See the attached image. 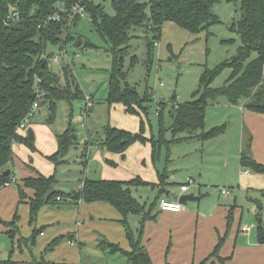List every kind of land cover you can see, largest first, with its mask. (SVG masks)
<instances>
[{
    "label": "trees",
    "instance_id": "trees-1",
    "mask_svg": "<svg viewBox=\"0 0 264 264\" xmlns=\"http://www.w3.org/2000/svg\"><path fill=\"white\" fill-rule=\"evenodd\" d=\"M235 1L239 3L241 12L240 18L231 25V30L238 37L237 52L214 69L205 71L200 78L199 90L192 95V100L173 108L170 129L174 137L187 133V139L198 138L206 141L222 133L224 126L203 132L206 107L220 99L233 106L242 104L243 108L250 112L264 114V0ZM215 3L216 0H148L146 3L137 0H112L113 15H108L100 6L87 0H0V187L11 182L10 177L2 176L12 159L11 143L23 144L31 151L34 149L32 140L21 137L16 130L32 101L34 78L41 80L45 93L44 101L49 102L50 112L55 107V101L69 98L67 88L70 67L62 63L61 74L65 85H61L60 77L53 73L48 63L41 60L40 56L46 54L48 45H60L62 48L69 40H75L69 29L80 19L75 16L69 20L68 10L73 5L78 4L84 8L91 27L108 46L106 50L111 56L112 70L106 104L108 107L120 104L127 114L139 115L146 112L145 104L150 101V96L147 92L140 96L124 81L122 64L131 38L130 32L140 27L145 34L152 33V38L147 42L150 55L165 23H173L193 35L207 31L217 24V17L212 12ZM60 7L64 11H59ZM55 13L59 14V20L51 21L50 17ZM12 14H17L18 18L5 25L4 22ZM225 70L230 71L226 83L220 88H211L213 81ZM70 134V131H66L59 135L56 140V152L47 157L55 167L60 160L63 163V158L73 144ZM97 142L106 152L120 155L135 143H151V159L154 161L164 139L162 130L159 131L157 141L153 137L145 138L141 121L137 133L106 125L102 128V138ZM240 166L264 175V165L248 156L241 155ZM56 182L54 175H38L24 179L22 186H18V193L22 198L25 196L24 188L33 192L27 203L30 223L35 220L40 207L59 202L57 197H65L64 201L69 197L74 205L79 202L106 203L120 215V223L126 228L130 251L126 252L117 244L104 239L99 240V249L109 254H123L129 264H151L148 254L127 223L129 215H147L144 214V206L139 204L130 192L131 187L148 185L147 183L138 177L128 182L84 179L79 190L65 194L54 189ZM164 192L161 188L158 195ZM155 204L156 202H153L152 207ZM0 223L12 229L9 235L14 238L18 231L15 221L5 223L0 220ZM257 238L259 244H264V228L260 221ZM28 242L30 246L35 245L34 237L19 238L17 244L20 247V244L27 245ZM56 243L57 240L51 242L45 251H52ZM10 255L11 253L8 259L0 261V264H14Z\"/></svg>",
    "mask_w": 264,
    "mask_h": 264
},
{
    "label": "rangeland",
    "instance_id": "rangeland-1",
    "mask_svg": "<svg viewBox=\"0 0 264 264\" xmlns=\"http://www.w3.org/2000/svg\"><path fill=\"white\" fill-rule=\"evenodd\" d=\"M87 1L100 6L108 15H113L112 0ZM137 1L148 2V0ZM212 12L217 17L218 23L212 25L207 31L196 35L190 34L173 23H165L161 30V36L151 49L150 55L147 51V42L152 38V33L145 34L143 28L140 27L130 32L131 38L123 56L122 64V72L125 74L124 81L134 88L140 96L145 92L150 96V101L145 104L147 107L146 112L139 113V115L126 113V115H123L120 113L119 107L114 106L111 108L106 104L105 99L112 70L111 56L106 50L107 44L93 30L86 17L70 27L69 33L75 38L74 41L69 40L62 48H60V45H48L46 55H60L62 51L65 52L66 59H59L58 64L51 63L50 68L53 73L60 77L61 85H65L61 74L62 63L64 62L70 67L69 87L67 88L69 89V98L55 101L52 112L49 110L48 101L42 100L40 102V109L34 113L29 122V128L34 132V138L32 139L33 151L22 146L23 151L26 149L31 153L28 154L26 159H23L16 153V145L11 148L12 160L24 167L25 170L23 171L22 167H15L14 176L16 180L18 182L21 180L22 184L24 179H21V177L25 176V172L33 171V167H36L40 173L47 171L44 168L45 163L40 164L36 158L34 159L33 154L39 153L47 160V157L53 155L50 152L53 137L57 140V137L63 135L66 131L71 132L70 137L73 144L63 158V163L60 160L57 167H55V173L52 175L55 176L57 182L54 188L69 193L75 191L84 179L101 180L103 177H108L106 172L109 169L105 167V158L102 161L94 158V149L91 151L89 159L84 160L82 154H86L85 143L90 141L93 145L97 144V140L102 138V128L109 125V123H112L118 129L137 133L140 130L142 121L143 136L147 139L153 137L157 141L159 131L162 130L164 142L161 143L159 154L156 155L154 161H152L149 152L150 164L154 165L153 167L156 170L162 171L167 168L169 171L174 170L173 172L177 173L178 176H182L184 173L190 175L195 183L190 186L187 194L201 197L202 203H204V198H208L212 192H215L218 196L219 190L227 187V185L217 184V187H212L210 192L207 191L210 195L204 196L202 193L206 190L203 186H197L199 183L196 184V179H198L197 177L201 172L202 176L206 172L210 176H213L215 172L221 173L219 160H217L218 154L221 152L219 150L222 148L220 143L211 144L197 139H187V133L177 134L174 137L170 129L172 125L170 115L173 108L192 100V95L199 90L200 78L205 71L214 69L218 64L230 59L237 52L238 37L231 30V25L233 21L240 18L239 3L235 0H216ZM77 41L81 43L75 48L74 45ZM229 73V70L223 71L213 81L211 88L222 87L226 83ZM116 105L119 106V104ZM210 105L205 109V131H208L213 125L220 126L224 122L218 121L228 117V111ZM49 115H51L50 120L45 122L44 119H47ZM36 119L39 121L36 122ZM225 123L228 127L226 135L230 134L229 137H231L234 127L233 116H229ZM32 124L35 125V129L32 128ZM18 132L25 134L23 131ZM147 144H149L151 151V143ZM140 148L144 150L145 144H141ZM243 151L247 155L245 148ZM231 152H233L232 149H230L227 160L222 159V163L227 162L229 167L233 162L231 156L233 155L232 158H234V152L233 154ZM30 159L32 160L31 164L29 163ZM85 161H87V164ZM136 163V157L133 151H130L127 156H124L123 162L117 161L116 166L114 164L112 167L110 166V169L114 170L120 167L127 169L130 167L131 169L127 171L133 173ZM145 164L149 167L147 161H145ZM214 166H216L217 171L213 168ZM19 168L20 171H18ZM19 174L24 176H19ZM182 179L176 180L177 183H180ZM10 185L0 188V220L5 223L14 220L18 229L16 235L23 239L34 237L35 246L38 247L37 249L40 248L42 253L46 248L44 245L46 241L50 244L57 240L54 251L56 255H60L59 251L62 254L70 248V238H73L71 236H75L77 232L86 234L93 230L105 234L109 233V225L100 222L92 211L85 209V206L89 204L74 205L69 201V197L66 201L63 200L65 197H57L56 200L59 202L43 205L37 211L35 220L30 223L27 203L31 198V193L29 194L27 190L23 189V193L25 196L27 195V198L25 196L22 198L19 193L18 195L15 193L16 187L22 185L18 183L15 188L12 183ZM197 188L200 190V195ZM231 189L232 192L227 189L229 195H231V200L234 198L238 200L240 197L235 192L237 191L236 187L232 186ZM132 195L141 204L145 203L148 208L155 197V191H151L148 187H139L132 190ZM263 195L259 192L256 196L257 199L254 201L259 205L262 204L261 206L264 208ZM25 200H27L26 203ZM191 204H195V202H188L187 205ZM0 226L10 228L3 223H0ZM50 233H53V237L50 236ZM8 237L9 235L0 232V254L3 248L8 249L10 247L2 244L1 241H8ZM106 239L108 240L107 237ZM115 241H119L118 243L121 244L125 243L123 240ZM84 242L86 241L84 240ZM109 242L115 243L111 240ZM39 243L40 245H38ZM73 244L77 249L76 241ZM120 259H123V257L117 254L116 260ZM107 260L103 264H110L113 261L112 258L109 259L108 257Z\"/></svg>",
    "mask_w": 264,
    "mask_h": 264
},
{
    "label": "crops",
    "instance_id": "crops-1",
    "mask_svg": "<svg viewBox=\"0 0 264 264\" xmlns=\"http://www.w3.org/2000/svg\"><path fill=\"white\" fill-rule=\"evenodd\" d=\"M211 105V107L217 109L223 108L225 111H228L227 116H233L234 127L231 132V137H229L230 134L226 135L228 127L225 121L228 117H224L218 121L224 123L220 126L213 125V127L209 129L211 130L224 126L225 130L218 136L207 139L206 141L194 138L201 142H210L211 144L220 143L222 146L219 150V152H221L217 157L221 173L215 172L213 176H210V174L206 172L202 176L201 172L197 177L198 179H196V184L199 183L197 186H203L206 190V192L203 191L202 193L204 196L210 195L207 191L210 192V189L212 187H217V184L227 185L225 188L230 192H232V186H235L237 190L235 192L237 196L240 197L238 200L237 198L231 200L232 198L229 194L222 195L221 191L225 189L222 188L219 190L218 196L215 192H212L208 198H204V203H202L201 197H198L200 198L199 201L195 202V204L183 206V210L179 213L160 211L157 200L161 197H166L168 200L172 201L175 200L179 195L180 186L185 184L188 179L193 180L190 175H185L184 173L182 176H178L177 173L173 172L174 170L169 171L167 168L162 171L156 170L153 167L154 165L152 166L150 164L149 152L151 154V151L147 143L145 144L144 150L140 148V143H135L129 147L123 155L106 152L100 147L98 142L95 145L90 141L85 143L84 148L86 154H82L84 160L87 158L89 159L93 149L94 158H98L100 161L105 158V167L109 169L106 172L108 177H103L101 180L128 182L138 177L148 184L139 187H148L151 191H155V197L148 208L145 203L141 204L136 199L139 204L144 206V214L147 215L144 217L143 215H129L127 217L129 229L132 231L134 237L139 239L141 246L149 256L151 264H264V244H259L257 240L258 221L261 222L264 228V208L261 206L262 204L259 205L254 201L257 199L256 196H258L259 192L261 195L264 193V175L253 173L240 166V157L241 155H245L243 151L244 148L247 154L245 156L264 165V114L250 112L243 108L242 104L238 106L230 105L226 100H218L217 103ZM114 106L119 107L121 114H127L122 105L119 104L118 106L114 104L110 107L112 108ZM35 121L37 122L39 120L36 119ZM44 121L46 122V119H44ZM109 125L116 127L112 123H109ZM32 128L35 129L34 124H32ZM204 128L203 132H207ZM28 129L29 127L27 130ZM27 130L23 131L25 134L21 132L17 133L20 136L27 137ZM32 133L34 138V132L32 131ZM15 145L16 153L23 159H26L28 154H31L26 149L23 151L22 146L24 145L17 142H12L11 148L15 147ZM50 149L51 154H54L57 150V141L54 137ZM230 149L234 152V158H232V155L231 160L233 162L229 167L227 162L222 163V159H228ZM130 151H133L137 160L133 173L127 171L131 169L130 167L127 169L123 167L119 169L115 168L114 170L110 169L112 167L110 163L116 166L117 161L123 162L124 156H127ZM233 152L231 153L233 154ZM82 155L81 158L83 157ZM33 157L34 159L36 158L40 164L45 163L46 166L44 168H46L47 171H42L41 174L36 167H33V171L30 170L28 173L25 172V176L19 174V176H24L21 177V179L35 178L38 175L49 177L55 173V166L44 159V156L35 153ZM145 161H147L149 167L146 166L147 164H145ZM31 162L32 160L30 159L29 163L31 164ZM85 163L87 164V161H85ZM15 167L22 166L16 164L12 159L6 167V170H10V181L14 180V182H12L14 188L18 186V183L22 185L21 180L18 182L14 176ZM213 168L217 171L216 166ZM22 170L25 171L24 167H22ZM18 171H20V168ZM245 171L246 173H244ZM181 178H183L182 181L177 183L176 180H181ZM81 184L82 182L77 186L75 191L81 188ZM162 185L164 186L161 187ZM5 186L11 185H3L2 187ZM139 187H131V195L132 190ZM161 188H163L165 192L159 196L158 194ZM24 190H27L29 194L31 193L32 197V190L26 188H24ZM189 190L190 187L184 194H187ZM197 192L199 195L201 194L199 188H197ZM15 193L18 195V189H15ZM26 196L25 198H27ZM26 201L27 200H25V203ZM153 202H156V204L152 207ZM82 204L85 203H79V205ZM85 207L86 210L92 211L100 222L109 225V233L105 234L91 230V232L82 234L78 233L76 230V235L71 236L73 238L70 239L72 242L76 241L78 245L77 249H75V244H71L67 251L62 252V254L59 251L60 255H56L54 251L55 248L48 252L44 249V253H42L40 248L37 249V246L33 245L30 247L29 242L27 245L20 244L21 246L18 247L17 241L19 237L16 235L18 232L15 233L14 238H11L9 232L12 229L0 226V232L9 235L7 238L8 241L1 240L2 244H5L7 247L10 246L8 249H2L0 261L8 259L11 253L10 257L14 264H103L108 261L107 257L113 260L110 264H129L127 258L123 254H109L98 247L99 240L104 239L107 242L110 240L115 242L112 244H117L126 252L130 251L126 239V228L120 223V215L111 206L103 202L91 203ZM50 236L53 237V233H50ZM84 240L86 242H84ZM115 240H123L125 243L121 244L118 243L119 241ZM219 243L220 246L214 254ZM38 245H40V243ZM44 245H49L48 241H46ZM117 254L123 257V259L116 260Z\"/></svg>",
    "mask_w": 264,
    "mask_h": 264
},
{
    "label": "built area",
    "instance_id": "built-area-1",
    "mask_svg": "<svg viewBox=\"0 0 264 264\" xmlns=\"http://www.w3.org/2000/svg\"><path fill=\"white\" fill-rule=\"evenodd\" d=\"M59 11H64L62 7L59 8ZM75 16L79 17V19H84L86 17V12L84 8L80 5H73L69 10H68V17L69 20H72ZM17 14H12L9 18L6 19L4 22L5 25H8L11 21L16 20ZM51 21H58L59 20V14L55 13L53 16L50 17ZM41 60H45L48 63V66H51V63L58 64L59 59H66L65 52L62 51L60 55H46L43 54L40 56ZM63 61V60H62ZM64 63V62H63ZM33 98L30 103V106L28 108V111L24 118L20 121L19 125L17 126L16 130L18 131H26L27 128L29 127V122L33 118L34 113L40 109V102L44 100L45 93L42 89L41 85V80L38 77L34 78V83H33ZM89 100V98H87ZM246 173V171L244 172ZM14 182V180H11L10 183ZM194 181L192 179H188L185 184L180 186L179 188V195L176 197L175 200H168L166 197H161L157 200V205L160 211L163 212H170V213H179L183 210V205L179 203L178 199L181 195L186 193L191 185H193ZM9 185V184H5ZM222 195H228V190L223 189L221 191ZM71 244L73 242L71 241Z\"/></svg>",
    "mask_w": 264,
    "mask_h": 264
},
{
    "label": "water",
    "instance_id": "water-1",
    "mask_svg": "<svg viewBox=\"0 0 264 264\" xmlns=\"http://www.w3.org/2000/svg\"><path fill=\"white\" fill-rule=\"evenodd\" d=\"M80 41H77L76 44L74 45L75 48H77L79 45H80ZM44 67V66H42ZM51 118V115L48 116V118L46 119V122H48ZM27 138L29 140H32L33 139V133H32V130L29 128L27 130ZM2 176L4 178H7L10 176V170H5L3 173H2ZM0 184H1V181H0ZM200 198L198 197H195L193 196L192 194H183L179 197L178 201L180 204H182L183 206H186L188 204V202H197L199 201Z\"/></svg>",
    "mask_w": 264,
    "mask_h": 264
}]
</instances>
